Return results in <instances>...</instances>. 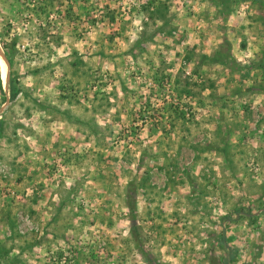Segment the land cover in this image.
I'll return each mask as SVG.
<instances>
[{
  "label": "rangeland",
  "instance_id": "rangeland-1",
  "mask_svg": "<svg viewBox=\"0 0 264 264\" xmlns=\"http://www.w3.org/2000/svg\"><path fill=\"white\" fill-rule=\"evenodd\" d=\"M230 249L264 264V0H0V264Z\"/></svg>",
  "mask_w": 264,
  "mask_h": 264
},
{
  "label": "trees",
  "instance_id": "trees-1",
  "mask_svg": "<svg viewBox=\"0 0 264 264\" xmlns=\"http://www.w3.org/2000/svg\"><path fill=\"white\" fill-rule=\"evenodd\" d=\"M8 62H9V60H8ZM6 89H7V91H12L13 87L10 85V81L9 82L7 81V88ZM221 243L223 244V240H221ZM231 253H233L231 249L226 252L227 257L222 260L223 264H226L231 259Z\"/></svg>",
  "mask_w": 264,
  "mask_h": 264
},
{
  "label": "water",
  "instance_id": "water-1",
  "mask_svg": "<svg viewBox=\"0 0 264 264\" xmlns=\"http://www.w3.org/2000/svg\"><path fill=\"white\" fill-rule=\"evenodd\" d=\"M1 58H2L3 62L6 64V62L4 61V59H3V57H2V56H1Z\"/></svg>",
  "mask_w": 264,
  "mask_h": 264
}]
</instances>
